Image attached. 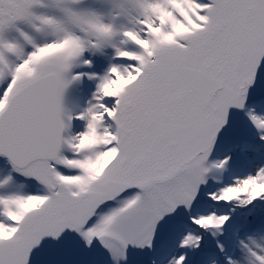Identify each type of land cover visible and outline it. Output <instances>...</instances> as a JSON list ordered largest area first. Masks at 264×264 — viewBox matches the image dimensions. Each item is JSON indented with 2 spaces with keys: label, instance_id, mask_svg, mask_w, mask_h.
I'll return each mask as SVG.
<instances>
[{
  "label": "snow or ice",
  "instance_id": "1",
  "mask_svg": "<svg viewBox=\"0 0 264 264\" xmlns=\"http://www.w3.org/2000/svg\"><path fill=\"white\" fill-rule=\"evenodd\" d=\"M0 264H264V0H0Z\"/></svg>",
  "mask_w": 264,
  "mask_h": 264
}]
</instances>
